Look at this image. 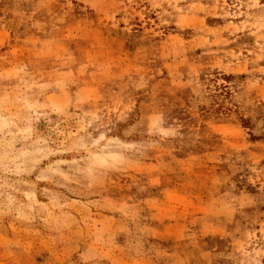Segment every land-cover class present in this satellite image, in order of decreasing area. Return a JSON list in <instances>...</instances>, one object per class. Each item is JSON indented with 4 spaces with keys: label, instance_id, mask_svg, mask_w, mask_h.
Returning <instances> with one entry per match:
<instances>
[{
    "label": "rangeland",
    "instance_id": "374dc122",
    "mask_svg": "<svg viewBox=\"0 0 264 264\" xmlns=\"http://www.w3.org/2000/svg\"><path fill=\"white\" fill-rule=\"evenodd\" d=\"M0 264H264V0H0Z\"/></svg>",
    "mask_w": 264,
    "mask_h": 264
}]
</instances>
